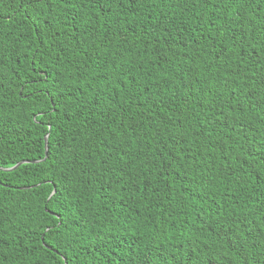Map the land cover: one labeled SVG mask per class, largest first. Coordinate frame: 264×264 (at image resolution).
I'll return each instance as SVG.
<instances>
[{"label":"trees","instance_id":"trees-1","mask_svg":"<svg viewBox=\"0 0 264 264\" xmlns=\"http://www.w3.org/2000/svg\"><path fill=\"white\" fill-rule=\"evenodd\" d=\"M0 264H264V0H0Z\"/></svg>","mask_w":264,"mask_h":264},{"label":"water","instance_id":"water-1","mask_svg":"<svg viewBox=\"0 0 264 264\" xmlns=\"http://www.w3.org/2000/svg\"><path fill=\"white\" fill-rule=\"evenodd\" d=\"M47 137L48 136H45V146H46V157H47V153H48V148H47V142H48V140H47ZM23 162H25V161H21V162H19L18 164H16L15 166H13V167H11V168H8L7 170H14V169H16L21 163H23Z\"/></svg>","mask_w":264,"mask_h":264}]
</instances>
